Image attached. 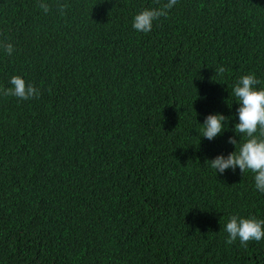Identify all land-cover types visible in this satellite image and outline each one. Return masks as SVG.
Returning a JSON list of instances; mask_svg holds the SVG:
<instances>
[{
  "label": "trees",
  "instance_id": "trees-1",
  "mask_svg": "<svg viewBox=\"0 0 264 264\" xmlns=\"http://www.w3.org/2000/svg\"><path fill=\"white\" fill-rule=\"evenodd\" d=\"M38 2L0 0V88L41 93L0 95V264H264L224 230L264 219V193L210 167L240 139L234 83L264 87V0H178L148 33L134 15L166 0Z\"/></svg>",
  "mask_w": 264,
  "mask_h": 264
},
{
  "label": "clouds",
  "instance_id": "clouds-1",
  "mask_svg": "<svg viewBox=\"0 0 264 264\" xmlns=\"http://www.w3.org/2000/svg\"><path fill=\"white\" fill-rule=\"evenodd\" d=\"M178 0H166L159 7L144 8L138 11L132 21V27L141 33H148L153 27V22L161 17L167 18L170 10ZM43 12L50 10V5L45 0H39L37 5ZM69 5L58 4L61 15ZM10 56L14 51L11 43L0 44ZM227 69L218 65L215 68L217 75L222 76ZM261 81L254 73L241 75L232 86V95L238 102V122L234 124L233 131L240 139L234 136L228 138V142L234 145V151L227 156L218 154L210 160V167L219 173L238 167L241 174L251 172L254 179V187L264 193V87H257ZM10 87L0 88V95L11 96L18 100L39 98L40 90L31 83H27L21 76L13 75L9 80ZM228 117L220 113L208 114L205 117L202 128L203 137L212 140L227 128ZM224 230L227 233L225 243L231 245L239 240L241 246L247 248L249 241L260 242L264 239V219L255 216L242 217L233 214L229 217Z\"/></svg>",
  "mask_w": 264,
  "mask_h": 264
}]
</instances>
